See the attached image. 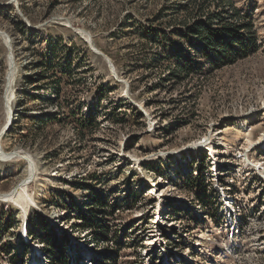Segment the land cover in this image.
Returning <instances> with one entry per match:
<instances>
[{"label":"rangeland","instance_id":"374dc122","mask_svg":"<svg viewBox=\"0 0 264 264\" xmlns=\"http://www.w3.org/2000/svg\"><path fill=\"white\" fill-rule=\"evenodd\" d=\"M232 1L255 45L223 64L182 35L188 0H0L1 145L30 156L0 158V193L32 175L29 201L0 198V264L42 246L60 264H264V0ZM50 59L71 65L59 107ZM182 59L192 75L170 77ZM79 106L98 122L83 139Z\"/></svg>","mask_w":264,"mask_h":264},{"label":"trees","instance_id":"16d2710c","mask_svg":"<svg viewBox=\"0 0 264 264\" xmlns=\"http://www.w3.org/2000/svg\"><path fill=\"white\" fill-rule=\"evenodd\" d=\"M188 6H184L187 16L180 23L183 27L181 31L182 35L188 38H194L199 40L202 44V53H205L210 57L209 53H215V59L219 63L228 64L235 62L238 57L246 55V53L255 45L254 40L249 35L243 34V31L251 33L252 24L249 20L241 17L238 14L237 8L234 6L232 0H188ZM210 2H214L218 11L207 10V5L209 9ZM182 9V10H184ZM231 10L233 13L234 21H224L222 19V14L224 11ZM55 57V56H54ZM213 59L210 61L212 62ZM217 62V63H218ZM41 67L44 69L42 72L41 80H44L43 89L53 90L55 94V99H52L50 103L56 106H61V104H55L61 97V92L63 91L62 84L65 79L71 77V65L70 63L65 64L63 62H57L55 59L42 60ZM216 63V62H213ZM170 77H189L192 75V62L188 59H182V62H175L174 64L168 66ZM60 73V74H59ZM70 79V78H69ZM73 79V78H72ZM77 84L82 83L81 80L74 78ZM124 104V103H123ZM122 107V106H120ZM93 108L91 107L88 113H85L82 106H79L77 110L72 111L74 116L78 119V129L77 134L79 138L83 139L85 137V130L92 131L98 126L94 115L92 114ZM116 110V108H114ZM122 111V110H120ZM115 113V111H113ZM117 121L118 123H123L126 121V112L118 113ZM61 120L57 117L47 118L43 124L47 121L56 122ZM82 225L87 227L88 225H94V222L89 216L81 215ZM98 228L97 226H95ZM32 232V231H31ZM61 256V255H60ZM64 264L68 263L67 258H64Z\"/></svg>","mask_w":264,"mask_h":264},{"label":"built area","instance_id":"2783aa9c","mask_svg":"<svg viewBox=\"0 0 264 264\" xmlns=\"http://www.w3.org/2000/svg\"><path fill=\"white\" fill-rule=\"evenodd\" d=\"M233 203H234L233 204V210H232L233 220L231 219L232 222H231V225H230L231 235H234L235 231L236 232H240L241 228H242L241 213L239 211L240 205L235 200L233 201ZM233 221L236 223V226L233 225ZM35 229H38V227L35 224H34L33 230L27 231V227L26 226H25L24 230L22 228V234H24L22 236L23 245L31 246V244H33V242H35V236H39L40 235L39 232H37ZM38 239H40V238H38ZM37 241H39V240H37ZM37 252L39 253V260H40L41 264H43V262L45 264H60L58 259H57L56 254L51 253L49 248H45V247L42 246V247L39 248V251L37 250ZM71 257H72V255H71ZM31 259H33V257H31L28 260L27 264L31 263ZM92 259H93V257L92 258L87 257L86 261L89 264H94L93 263L94 261ZM74 262H78V261L77 260L71 261V263H74ZM87 262L86 263L83 262V264H87ZM71 263H65V264H71Z\"/></svg>","mask_w":264,"mask_h":264},{"label":"bare ground","instance_id":"6f19581e","mask_svg":"<svg viewBox=\"0 0 264 264\" xmlns=\"http://www.w3.org/2000/svg\"><path fill=\"white\" fill-rule=\"evenodd\" d=\"M248 136V135H247ZM250 137L248 136V139H249ZM201 145V144H200ZM12 153H15V152H6L3 148H2V145H1V135H0V158H2V159H4V160H10V159H13V158H20V159H23V160H27L30 156L28 155V156H21V155H17V156H14V157H10V155H8V154H12ZM17 153V152H16ZM8 155V156H7ZM27 162V161H26ZM29 172H30V166H28V169H27V173H26V176L24 177V179L26 178V177H28L29 176V178H26L22 183H24V185L27 183V182H29L30 181V178L32 179V175L30 174V175H28L29 174ZM33 176H34V172H33ZM18 183L15 187H14V189L13 190H10L9 192H6V193H0V198L1 199H4L5 201H11V202H16V201H14V200H16V197H18V195L19 196H21V199L19 198V200L20 201H22V199L24 200V201H26V200H28V193L26 194L25 193V187L26 186H23V185H21L22 183ZM22 191L25 193V194H22ZM30 197V196H29ZM32 199V198H31ZM18 200V199H17ZM19 200H18V202H19ZM29 201V200H28ZM228 201V200H227ZM27 204H28V202H27ZM229 203H227V205H228ZM25 205H26V203H25ZM25 205L23 204V206L21 207V212L20 213H22V214H25ZM28 206V205H27ZM231 206V205H230ZM230 206H228V207H230ZM232 210V209H231ZM228 217L230 218V212H228ZM230 220H231V218H230ZM25 228V227H24ZM37 255L39 256V254L37 253ZM36 255V253L34 254V256L33 257H35L34 258V260L33 259H31V264H41V262H40V260H37L36 261V258L38 257ZM74 263H76V262H74ZM74 263H71V264H74ZM43 264H45L44 262H43Z\"/></svg>","mask_w":264,"mask_h":264},{"label":"water","instance_id":"95a60500","mask_svg":"<svg viewBox=\"0 0 264 264\" xmlns=\"http://www.w3.org/2000/svg\"><path fill=\"white\" fill-rule=\"evenodd\" d=\"M5 130H6V129H4V131H2V132L0 133L1 137H2L3 134L5 133ZM17 155H19V153H18V154H17V153H14L13 156H10V157H14V156H17Z\"/></svg>","mask_w":264,"mask_h":264}]
</instances>
